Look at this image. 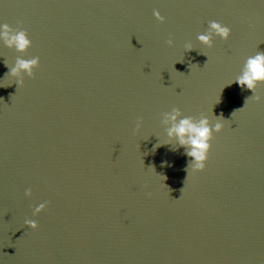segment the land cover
I'll list each match as a JSON object with an SVG mask.
<instances>
[{
  "label": "water",
  "instance_id": "95a60500",
  "mask_svg": "<svg viewBox=\"0 0 264 264\" xmlns=\"http://www.w3.org/2000/svg\"><path fill=\"white\" fill-rule=\"evenodd\" d=\"M211 20L232 31L208 47ZM0 22L32 41L0 39V264H264V83H231L264 0H0ZM173 107L223 114L202 170L165 143Z\"/></svg>",
  "mask_w": 264,
  "mask_h": 264
},
{
  "label": "clouds",
  "instance_id": "9594fccd",
  "mask_svg": "<svg viewBox=\"0 0 264 264\" xmlns=\"http://www.w3.org/2000/svg\"><path fill=\"white\" fill-rule=\"evenodd\" d=\"M153 14L158 20H164L159 10H154ZM231 31L229 26L220 21L211 20L208 24V30L199 33L197 39L202 44L212 47L214 36L227 40L231 35ZM0 39H3L8 46L15 45L17 50L20 51L27 50L32 44L26 30L13 28L4 22H0ZM168 43L171 45L173 41L170 39ZM185 47L188 51L194 48L191 43L186 44ZM39 62L40 58L38 56L27 59L18 58L16 64L6 74L15 77L17 85H22L24 83L22 72L28 76H33L34 68L39 65ZM233 82L237 83L241 89L247 88L256 92L258 84L264 83V52L249 55L244 63L243 70L231 83ZM255 98L260 99L259 96H255ZM212 115L215 120L206 114H201L199 118L183 115L179 107H173L171 111L163 113V124L166 126L167 134V142L165 143H171L172 140H175L178 147H183L185 155L190 158L188 168L191 166L193 170L204 169L211 148L210 141L213 133L220 132L224 127L223 114L217 116L212 112ZM137 127H139V123ZM31 192V188H28L26 195H31ZM46 206L47 202L39 203L33 214L40 213ZM25 223L30 225L31 228L38 227L36 219H27Z\"/></svg>",
  "mask_w": 264,
  "mask_h": 264
}]
</instances>
